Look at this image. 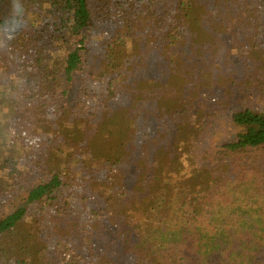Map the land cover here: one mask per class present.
<instances>
[{
    "label": "trees",
    "instance_id": "trees-1",
    "mask_svg": "<svg viewBox=\"0 0 264 264\" xmlns=\"http://www.w3.org/2000/svg\"><path fill=\"white\" fill-rule=\"evenodd\" d=\"M211 89L264 97V0H0V264H264V109L199 149Z\"/></svg>",
    "mask_w": 264,
    "mask_h": 264
},
{
    "label": "rangeland",
    "instance_id": "rangeland-1",
    "mask_svg": "<svg viewBox=\"0 0 264 264\" xmlns=\"http://www.w3.org/2000/svg\"><path fill=\"white\" fill-rule=\"evenodd\" d=\"M203 83L206 82L203 80ZM255 88V87H254ZM255 90V89H254ZM252 96H248L244 93H239L229 100L230 106H219V99L223 96L222 89L205 90L201 93L200 97L196 101V106L193 109L197 116L202 119V128L204 132L201 138L196 142L195 146L199 149L207 147L212 142H220L232 139L234 136L232 128L229 126V119L231 117L232 110L237 106L248 105L258 109H264V97L258 96L256 91L250 93ZM197 149V150H199ZM102 230V228L100 229ZM109 234V238L115 234L113 226L105 229Z\"/></svg>",
    "mask_w": 264,
    "mask_h": 264
}]
</instances>
